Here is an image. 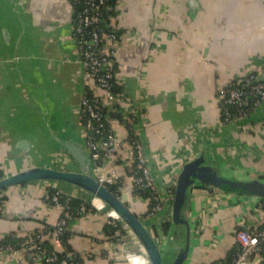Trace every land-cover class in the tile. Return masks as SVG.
Here are the masks:
<instances>
[{"label": "crops", "instance_id": "crops-1", "mask_svg": "<svg viewBox=\"0 0 264 264\" xmlns=\"http://www.w3.org/2000/svg\"><path fill=\"white\" fill-rule=\"evenodd\" d=\"M73 16L68 0H0V177L32 166L78 171L68 144L88 154L79 102L84 88L94 85L76 53ZM109 23L119 36V107H132L133 130L159 187L173 186L182 165L201 153L229 177L264 180V101L246 118L221 123L215 96L219 86L264 72V0H117ZM123 119L113 122L119 137L128 133ZM20 140L26 149L17 146ZM117 168L124 172L123 162ZM47 187L90 202L89 193L63 182L5 187L0 235L23 237L45 228L53 248L65 250L54 237L60 211L47 203ZM121 191L143 220L147 198L132 196L128 178ZM105 209L66 227L68 254L81 264H109L120 250L106 234ZM186 213V263L209 264L236 249V229L263 226L264 198L200 186L190 193ZM158 217L143 221L156 225ZM167 232L174 255L184 230ZM131 261L148 264L141 257ZM0 264H17V258L0 252ZM251 264H264V257Z\"/></svg>", "mask_w": 264, "mask_h": 264}, {"label": "built area", "instance_id": "built-area-1", "mask_svg": "<svg viewBox=\"0 0 264 264\" xmlns=\"http://www.w3.org/2000/svg\"><path fill=\"white\" fill-rule=\"evenodd\" d=\"M68 1L74 8L71 33L76 53L83 65L85 75L91 79L94 85V88L89 85L84 88L79 102V121L85 129L84 143L91 159V174L100 184L108 187L115 185L120 191L123 180L128 178L131 194L134 197H142V193L145 191L149 193L147 211L143 220H150L160 215L158 223L149 225V230L153 233L158 247L164 250L168 242V232L164 231L163 224L171 223L174 190H171L170 185L160 188L156 183L143 153L141 141L132 127V123H134L132 107H119L122 105L123 95L114 87L117 83L114 57L118 49L119 36L109 23L111 17L108 22L105 21L102 9L105 7L106 0ZM76 5L80 7L77 8ZM257 75V72H249L243 78L217 87L215 96L221 123L242 120L261 105L264 101V81H256ZM112 106L116 107L110 111ZM113 111L121 113L123 111L125 120L123 119L121 122H126L128 125H126L128 133L124 137H119L114 132L113 122L118 118L112 116ZM119 155L124 156L123 160L118 157ZM118 162H123L124 172L118 170ZM214 196L216 193L211 195V197ZM72 197L76 196L66 195L64 197L60 193L46 196L47 203L57 207L60 211L53 227L54 237L59 242L69 221L77 216L95 215L101 208H104V206H97L91 199L89 207L80 203L74 210L70 203ZM104 215L107 225L118 224L119 219L114 211L105 210ZM122 228L125 234L112 240L117 245H121L120 250L112 257V264H133L131 260L135 257H141L144 261L145 258L141 255L129 252L124 239L128 234L132 241L135 239L124 226ZM117 234L118 230L114 232V235L117 236ZM23 237L21 242L14 245L5 243L4 235H0V252L16 256L17 264H30L26 255L30 257L31 264H40L41 262L45 264H75L71 257L69 258L67 249L58 251L40 245V241L43 239L41 232ZM234 240L237 245L236 252L229 262L227 259H215L209 264H251L253 261L257 262L263 259L264 224L256 230L236 229Z\"/></svg>", "mask_w": 264, "mask_h": 264}, {"label": "water", "instance_id": "water-1", "mask_svg": "<svg viewBox=\"0 0 264 264\" xmlns=\"http://www.w3.org/2000/svg\"><path fill=\"white\" fill-rule=\"evenodd\" d=\"M256 81H264V73L258 74ZM17 146L26 149L28 145L25 140H20ZM66 147L70 155L80 163L81 168L78 171L32 166L0 177V190L31 181L63 182L82 189L93 198H97L104 203L107 209L117 214L120 224L135 239V241H132L129 234L124 239L129 252L141 255L147 260L148 264H187L191 242V224L186 212L192 189L209 185L227 193L264 198V180L261 178L236 179L227 177L203 153L186 161L182 165L174 184L170 227L183 228L184 238L183 245H180L173 255L168 247L164 250L158 247L149 226L128 205V195L126 193L116 195L108 186L100 184L93 177L89 154H85L80 147L74 144H68ZM92 197L88 200L90 201Z\"/></svg>", "mask_w": 264, "mask_h": 264}, {"label": "trees", "instance_id": "trees-1", "mask_svg": "<svg viewBox=\"0 0 264 264\" xmlns=\"http://www.w3.org/2000/svg\"><path fill=\"white\" fill-rule=\"evenodd\" d=\"M116 4H117V0H106L105 7H103V9H102V11H103V13H104V17H105V21H106V22H108V21H109V18L114 14V8H115ZM76 7L79 8L80 6H77V5H76ZM75 10H76V8H75ZM114 87H115V89H116L117 91H120V88L117 86V84H116ZM115 107H116V106H112V107H110V111H112ZM112 108H113V109H112ZM112 116L115 117V118L120 119L121 116H122V114H121V112L113 111ZM1 174H2V173L0 172V176H1ZM109 188H110V190H111L114 194H116V195H121V191L118 190L119 188H117V186L113 185V186H109ZM170 188H171V190H174V185L171 186ZM47 191H48V194H49V195L52 194V193H60V194H62L64 197L66 196L65 193H63V192H61V191H59L58 189H55V188H53V187H47ZM148 196H149V193H148V192L145 191V192L142 193V197L148 198ZM70 203H71L72 208H73L74 210L76 209V207H77L80 203H84L87 207H89V205H90L89 202H87V201H85V200H83V199H81V198H78V197H72ZM169 228H170V223H169V222H166V223L163 224V229H164V231H168ZM36 230H37V229H36ZM52 230H54V229L52 228ZM116 230H118V234H117V236L114 235V232H115ZM41 232H42V234H43V239L40 241V245H42V246H44V247H47L48 249H53V244H51V242L48 241V239H45V238H44V235L46 234V233H45V228H42ZM106 234L108 235V239H109V240H111V239H112V240H115L116 237H120V236L124 235L125 232H124L122 226L120 225V223L118 222V224L115 225V226H112V225H106ZM4 237H5V238L3 239V241H4L5 243H10V244H14V245H15L16 243H18L19 241L21 242V240L24 238V237H21V236H18V235H17V236H14V234L4 235ZM60 242H61V244L63 245V247H65V249L68 250V243H67V230H65V231L61 234V236H60ZM235 252H236V249L233 250V251H231V252L229 253V255H228L229 257L227 258V261H228V262L230 261V258L232 257V255H233ZM26 258L28 259L29 263L31 264L32 261H31L30 257H29L28 255H26ZM71 259L73 260V262H74L75 264H81L80 261H79L77 258H76V259L71 258ZM111 262H112V261H111ZM111 262H109V264H112ZM40 264H45V263L41 262Z\"/></svg>", "mask_w": 264, "mask_h": 264}, {"label": "bare ground", "instance_id": "bare-ground-1", "mask_svg": "<svg viewBox=\"0 0 264 264\" xmlns=\"http://www.w3.org/2000/svg\"><path fill=\"white\" fill-rule=\"evenodd\" d=\"M92 197V196H91ZM91 199H93V202L97 205V206H99V207H102V206H105V204L104 203H102L101 201H99L97 198H91Z\"/></svg>", "mask_w": 264, "mask_h": 264}, {"label": "rangeland", "instance_id": "rangeland-1", "mask_svg": "<svg viewBox=\"0 0 264 264\" xmlns=\"http://www.w3.org/2000/svg\"><path fill=\"white\" fill-rule=\"evenodd\" d=\"M228 172H229V171H225V172H223V175L229 177ZM101 209H102V208H101ZM105 210L107 211L108 209H105ZM152 234H153V233H152Z\"/></svg>", "mask_w": 264, "mask_h": 264}]
</instances>
